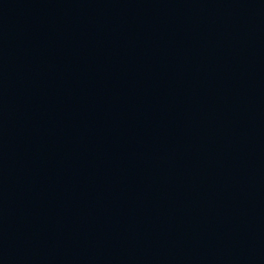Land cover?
<instances>
[{
	"label": "water",
	"instance_id": "95a60500",
	"mask_svg": "<svg viewBox=\"0 0 264 264\" xmlns=\"http://www.w3.org/2000/svg\"><path fill=\"white\" fill-rule=\"evenodd\" d=\"M0 264H264V0H0Z\"/></svg>",
	"mask_w": 264,
	"mask_h": 264
}]
</instances>
